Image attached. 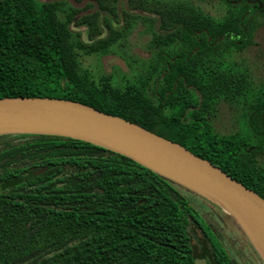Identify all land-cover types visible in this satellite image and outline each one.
<instances>
[{
    "label": "trees",
    "instance_id": "trees-1",
    "mask_svg": "<svg viewBox=\"0 0 264 264\" xmlns=\"http://www.w3.org/2000/svg\"><path fill=\"white\" fill-rule=\"evenodd\" d=\"M221 1L229 7L224 22L200 12L148 18L151 26L159 22L151 56L139 84L121 91L78 72L55 1L0 0V97H59L122 116L264 197V165L257 158L264 148V100L249 105L251 137L220 135L212 123L219 100L251 90L249 74L215 60L254 43L264 0ZM0 183V264H195L201 252L194 244L206 242L217 261L233 260L175 182L90 142L0 135Z\"/></svg>",
    "mask_w": 264,
    "mask_h": 264
},
{
    "label": "rangeland",
    "instance_id": "rangeland-1",
    "mask_svg": "<svg viewBox=\"0 0 264 264\" xmlns=\"http://www.w3.org/2000/svg\"><path fill=\"white\" fill-rule=\"evenodd\" d=\"M42 1H55L58 15L68 23L69 54L78 72L98 85L105 82L121 91L139 84L141 71L151 56L149 41L159 22L151 26L148 18H167L180 13L191 18L193 13L200 12L218 23L224 22L229 14V7L221 0H131L129 5L127 0H120L118 6L114 3L116 0H102L104 6L101 7H106V10L93 0ZM260 21L253 44L243 51L227 52L215 60L216 66L246 72L252 83L248 93L231 97L233 100H219L212 123L220 135L251 137L247 126L249 105L257 99L264 100V16ZM91 34L94 37L90 39ZM257 158L264 165L263 147L258 150ZM176 184L214 224L236 261L250 262V256L256 261L257 256L264 264V259L239 222L217 202ZM249 248L254 253L251 254Z\"/></svg>",
    "mask_w": 264,
    "mask_h": 264
},
{
    "label": "water",
    "instance_id": "water-1",
    "mask_svg": "<svg viewBox=\"0 0 264 264\" xmlns=\"http://www.w3.org/2000/svg\"><path fill=\"white\" fill-rule=\"evenodd\" d=\"M18 133L71 137L125 155L217 202L249 237L252 230L264 244V197L210 160L138 123L59 97H0V135ZM195 264L206 261L197 259Z\"/></svg>",
    "mask_w": 264,
    "mask_h": 264
},
{
    "label": "flooded vegetation",
    "instance_id": "flooded-vegetation-1",
    "mask_svg": "<svg viewBox=\"0 0 264 264\" xmlns=\"http://www.w3.org/2000/svg\"><path fill=\"white\" fill-rule=\"evenodd\" d=\"M0 185H1V183H0ZM0 192H2V189L0 190ZM202 215L205 216L203 213H202ZM205 218L207 219L209 226L211 227L212 231L214 232L215 236L217 237V241L219 242L218 244L219 245H222V247L225 250V252L228 255H230V257L233 260L230 261V262H228V263L227 262H224V261H217V259L215 258L214 254H213V250H212L211 246H209V243L207 244V242L205 240V236L203 235V233L201 232V230L197 227L196 229H197L198 235L201 238L200 240L202 242H204V241L206 242V243H202L201 245L195 246V248L199 252H201V255L199 256V259L205 260L206 261V264H212V261L211 260H214L216 264H262L261 260L258 259L257 256L255 257L256 258V261L254 259H252L251 256L249 257L250 258V260H249L250 262L240 263V262L236 261L235 258L232 256L231 252L229 251V249L227 248L226 242L221 237V234L219 233L218 230H216V228H214V224L206 216H205ZM31 250L33 251V250H35V248H31ZM249 250H250V248H249ZM250 253L251 254L254 253V250L252 249V252L250 250ZM29 257L31 259H34L35 258V256H33V255H30ZM113 264H115V263H113Z\"/></svg>",
    "mask_w": 264,
    "mask_h": 264
},
{
    "label": "bare ground",
    "instance_id": "bare-ground-1",
    "mask_svg": "<svg viewBox=\"0 0 264 264\" xmlns=\"http://www.w3.org/2000/svg\"><path fill=\"white\" fill-rule=\"evenodd\" d=\"M234 210V209H233ZM235 211V210H234ZM233 219V218H232ZM234 221V220H233ZM247 223H249L251 225V222L249 220H245ZM249 229V228H248ZM251 230V229H250ZM252 232V233H251ZM250 233V239L254 242V244L256 245V247L259 249L260 253L262 254V256L264 257V244L260 241V239L258 238V236L251 230ZM245 233V232H244ZM253 234V235H252ZM252 243V242H251Z\"/></svg>",
    "mask_w": 264,
    "mask_h": 264
}]
</instances>
